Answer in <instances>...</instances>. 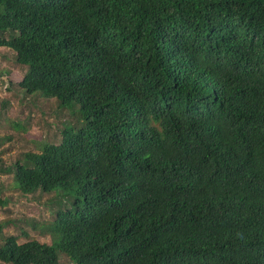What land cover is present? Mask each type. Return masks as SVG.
<instances>
[{"label": "trees", "instance_id": "16d2710c", "mask_svg": "<svg viewBox=\"0 0 264 264\" xmlns=\"http://www.w3.org/2000/svg\"><path fill=\"white\" fill-rule=\"evenodd\" d=\"M0 48L73 119H4L33 152L0 174L54 204L0 264H264V0H0Z\"/></svg>", "mask_w": 264, "mask_h": 264}, {"label": "rangeland", "instance_id": "374dc122", "mask_svg": "<svg viewBox=\"0 0 264 264\" xmlns=\"http://www.w3.org/2000/svg\"><path fill=\"white\" fill-rule=\"evenodd\" d=\"M24 71V67L14 63L12 51L0 48V162L3 167L9 168V170L15 161H20L22 154L27 151L33 152V149L24 142L22 134L14 133L4 125L5 118L9 120L18 119L20 122L24 121L26 117L31 118L30 121L34 125L33 131H36L37 135L42 133V137L52 144L59 143L57 129L62 128V123L69 122L72 124L73 122V119L65 115L59 116L51 112L54 118L49 114H41L40 116L39 112L26 107V104L23 105L25 98L14 86L20 82ZM47 107H50V111L54 110L52 103L45 104L42 106V112L45 114L48 110ZM37 120L40 133L36 127ZM11 181V173L0 174V198L6 201L4 206L0 208V222L5 223L2 235L18 236L21 235L22 230H25L30 233V236L36 237L31 225H42L41 223L50 221L53 218L51 211L54 202L51 201L50 196H41L37 193L22 197L12 189ZM51 194L56 196L58 192ZM69 207L71 205H67V208ZM20 239L19 242L24 240L22 237ZM59 264H69V261L66 257L60 256Z\"/></svg>", "mask_w": 264, "mask_h": 264}]
</instances>
